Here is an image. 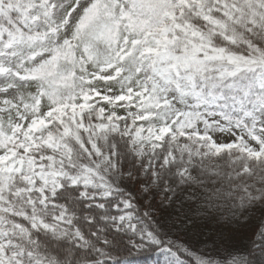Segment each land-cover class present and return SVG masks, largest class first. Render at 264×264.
I'll use <instances>...</instances> for the list:
<instances>
[{"label":"snow or ice","instance_id":"6c2138e0","mask_svg":"<svg viewBox=\"0 0 264 264\" xmlns=\"http://www.w3.org/2000/svg\"><path fill=\"white\" fill-rule=\"evenodd\" d=\"M264 264V0H0V264Z\"/></svg>","mask_w":264,"mask_h":264},{"label":"trees","instance_id":"16d2710c","mask_svg":"<svg viewBox=\"0 0 264 264\" xmlns=\"http://www.w3.org/2000/svg\"><path fill=\"white\" fill-rule=\"evenodd\" d=\"M150 257L154 258V254L149 252H133L129 258L134 260L136 264H152V258Z\"/></svg>","mask_w":264,"mask_h":264}]
</instances>
